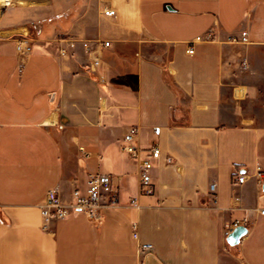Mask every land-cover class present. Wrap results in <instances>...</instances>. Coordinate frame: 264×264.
I'll list each match as a JSON object with an SVG mask.
<instances>
[{
	"label": "crops",
	"instance_id": "crops-1",
	"mask_svg": "<svg viewBox=\"0 0 264 264\" xmlns=\"http://www.w3.org/2000/svg\"><path fill=\"white\" fill-rule=\"evenodd\" d=\"M13 1L0 6V264H264V0L85 2L22 70L15 40L53 13ZM63 39L111 42L104 83L81 44L59 56ZM134 127L143 156L161 150L149 192L122 151ZM96 174L116 178V204L44 230L49 192L68 206ZM235 223L248 234L231 246Z\"/></svg>",
	"mask_w": 264,
	"mask_h": 264
},
{
	"label": "built area",
	"instance_id": "built-area-1",
	"mask_svg": "<svg viewBox=\"0 0 264 264\" xmlns=\"http://www.w3.org/2000/svg\"><path fill=\"white\" fill-rule=\"evenodd\" d=\"M104 14L106 16H114V10H105ZM248 34L243 31L241 33L240 41L246 43ZM211 33H209L206 39L198 38L197 41L210 40ZM16 50H17V60L19 63L20 70L28 62L30 55L32 53V44L35 42L27 36L17 38L16 40ZM62 44L59 50V56L66 57L74 52L78 44H81L87 57V67L88 70L96 74L99 81L104 83L105 78L101 73L102 68V50L109 48L111 46L110 41L106 40H78V39H63L60 41ZM188 53H193V48L188 50ZM138 130L137 128H131L129 132L124 136V143L122 145V151L125 152L133 161H136L139 166V179L141 190L150 191L147 186L151 181V171L154 167V160L160 158L161 150L159 145L155 144L146 151V155L143 156V150L136 145ZM259 179H263V173H258ZM247 179L246 175H237L236 182L241 185ZM115 177L96 174L91 175L88 179V187L84 194L76 191L74 193V201L66 206L60 201L58 193L56 190H51L49 192L46 203L41 207V215L44 220L43 229L48 230L50 224L58 219H64L76 212H84L93 222H99L101 220V210L106 206H111L116 204L118 199V193L115 184ZM211 191H214V186L211 187ZM135 201H132L134 204ZM264 213V211L262 212ZM238 223L234 224L237 227ZM233 228L228 229L225 233L228 236ZM135 239H138V233L133 232ZM153 246L150 244H140L139 250L141 252H150Z\"/></svg>",
	"mask_w": 264,
	"mask_h": 264
},
{
	"label": "rangeland",
	"instance_id": "rangeland-1",
	"mask_svg": "<svg viewBox=\"0 0 264 264\" xmlns=\"http://www.w3.org/2000/svg\"><path fill=\"white\" fill-rule=\"evenodd\" d=\"M93 1L95 0H14L13 3L21 8L35 7L38 10L43 7L51 8L49 11L53 13L51 17L41 15L44 12H38L37 16L35 15V42H38L44 31L48 30L51 25L76 19L84 3L87 2L90 6L94 3ZM39 30L42 32L39 33Z\"/></svg>",
	"mask_w": 264,
	"mask_h": 264
},
{
	"label": "water",
	"instance_id": "water-1",
	"mask_svg": "<svg viewBox=\"0 0 264 264\" xmlns=\"http://www.w3.org/2000/svg\"><path fill=\"white\" fill-rule=\"evenodd\" d=\"M26 22V19H23ZM264 188V185H263ZM248 234V229L245 226H238L233 229V231L228 235L227 242L231 246L239 245L241 239Z\"/></svg>",
	"mask_w": 264,
	"mask_h": 264
},
{
	"label": "bare ground",
	"instance_id": "bare-ground-1",
	"mask_svg": "<svg viewBox=\"0 0 264 264\" xmlns=\"http://www.w3.org/2000/svg\"><path fill=\"white\" fill-rule=\"evenodd\" d=\"M11 0H0V6L5 7L9 4Z\"/></svg>",
	"mask_w": 264,
	"mask_h": 264
}]
</instances>
